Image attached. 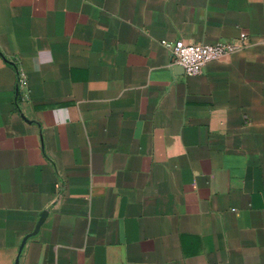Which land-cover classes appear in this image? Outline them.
Listing matches in <instances>:
<instances>
[{
    "label": "crops",
    "instance_id": "crops-1",
    "mask_svg": "<svg viewBox=\"0 0 264 264\" xmlns=\"http://www.w3.org/2000/svg\"><path fill=\"white\" fill-rule=\"evenodd\" d=\"M0 264H264V0H0Z\"/></svg>",
    "mask_w": 264,
    "mask_h": 264
},
{
    "label": "built area",
    "instance_id": "built-area-1",
    "mask_svg": "<svg viewBox=\"0 0 264 264\" xmlns=\"http://www.w3.org/2000/svg\"><path fill=\"white\" fill-rule=\"evenodd\" d=\"M247 37L241 36L240 43L220 42L215 45L183 44L163 41L162 45L168 48L174 60V65L181 67L187 77H197L202 74L204 67L211 62L225 60L244 47ZM26 83L24 74H18V86ZM58 189L61 186L57 185Z\"/></svg>",
    "mask_w": 264,
    "mask_h": 264
},
{
    "label": "water",
    "instance_id": "water-1",
    "mask_svg": "<svg viewBox=\"0 0 264 264\" xmlns=\"http://www.w3.org/2000/svg\"><path fill=\"white\" fill-rule=\"evenodd\" d=\"M45 215H43V218L40 220L39 224H38V227L36 230H38L40 228V226L42 225V222H43V219H44Z\"/></svg>",
    "mask_w": 264,
    "mask_h": 264
}]
</instances>
